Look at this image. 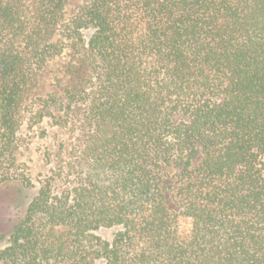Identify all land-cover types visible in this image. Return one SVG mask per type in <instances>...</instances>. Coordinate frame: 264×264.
<instances>
[{
    "label": "trees",
    "instance_id": "obj_1",
    "mask_svg": "<svg viewBox=\"0 0 264 264\" xmlns=\"http://www.w3.org/2000/svg\"><path fill=\"white\" fill-rule=\"evenodd\" d=\"M66 1L0 0V187L35 190L0 264H264V0ZM45 120L81 139L62 190L15 155Z\"/></svg>",
    "mask_w": 264,
    "mask_h": 264
},
{
    "label": "rangeland",
    "instance_id": "obj_2",
    "mask_svg": "<svg viewBox=\"0 0 264 264\" xmlns=\"http://www.w3.org/2000/svg\"><path fill=\"white\" fill-rule=\"evenodd\" d=\"M82 2L83 0H67L64 17L69 18ZM68 60V55L63 54L49 61L32 84L29 98L43 97L71 86L75 80L66 72ZM81 110L83 108H80ZM80 148L79 135L69 127L62 129L47 120L38 125L25 122L18 130L15 155L18 163L26 166L33 183L44 177L54 176V187L56 190H62L69 187L70 179L65 176L69 164L73 162ZM177 186L173 171L167 170L163 194L167 208L172 211H178L180 208V200L176 196ZM34 193L35 190L27 191L19 186L0 187V249L6 246L9 228L22 215ZM115 231L100 229L96 234L110 241Z\"/></svg>",
    "mask_w": 264,
    "mask_h": 264
}]
</instances>
